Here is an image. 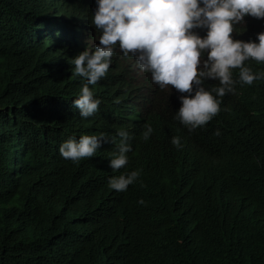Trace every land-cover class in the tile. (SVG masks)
<instances>
[{
  "label": "trees",
  "instance_id": "obj_1",
  "mask_svg": "<svg viewBox=\"0 0 264 264\" xmlns=\"http://www.w3.org/2000/svg\"><path fill=\"white\" fill-rule=\"evenodd\" d=\"M96 7L0 0V264H264V80L236 83L217 97L221 111L190 132L177 116L187 93L158 86L142 102L112 60L89 85L98 111L82 118L73 101L86 81L71 64L99 42ZM246 19L233 38L258 42L264 19ZM245 64L264 71V62ZM120 130L131 150L113 171ZM100 133L115 143L103 142L95 157L61 156L67 139ZM132 171L140 175L126 191L109 187Z\"/></svg>",
  "mask_w": 264,
  "mask_h": 264
},
{
  "label": "clouds",
  "instance_id": "obj_2",
  "mask_svg": "<svg viewBox=\"0 0 264 264\" xmlns=\"http://www.w3.org/2000/svg\"><path fill=\"white\" fill-rule=\"evenodd\" d=\"M246 16L264 19V0H97L91 23L101 33L99 42L94 50L88 47L72 58V75L86 81L73 107L82 118L98 111L100 100L89 85L106 76L118 46L124 57L135 58L133 67L151 73L160 88L170 85L188 94L179 97L177 116L190 132L205 126L221 111L217 97L234 93L238 82L252 85L264 80V71L254 72L245 64L249 59L264 62V32L257 34L258 42L232 36L234 26L242 24ZM194 29H206V35L201 37ZM234 69L239 70V81L233 77ZM208 79L219 81V86L207 90L203 85ZM152 132L147 125L143 138L147 140ZM118 135V150L110 158L113 171L127 165L131 150L129 133L120 130ZM215 135H220L219 129ZM109 140L115 143L105 133L72 137L61 143L59 152L63 158L79 162L95 157ZM171 142L182 147L179 137ZM139 175L132 171L113 176L109 187L126 191Z\"/></svg>",
  "mask_w": 264,
  "mask_h": 264
},
{
  "label": "rangeland",
  "instance_id": "obj_3",
  "mask_svg": "<svg viewBox=\"0 0 264 264\" xmlns=\"http://www.w3.org/2000/svg\"><path fill=\"white\" fill-rule=\"evenodd\" d=\"M246 17L244 19V22L239 25L246 26L247 22ZM256 25V22L254 21V24L251 25V28H253ZM194 31L198 32V34L203 37L206 35L207 30L206 29H194ZM118 52H120L118 48ZM115 53V57L112 59L114 63L120 62L122 65V68L127 72L131 80L134 82V84L137 86L138 94L141 97V101L146 100L147 98H150V94L153 89L157 88L159 85L154 83L151 78V73H144L139 68L133 67L135 65L136 61L135 58L129 55V57H124L123 53ZM119 57L118 61H115V58ZM166 87H164L165 89Z\"/></svg>",
  "mask_w": 264,
  "mask_h": 264
}]
</instances>
